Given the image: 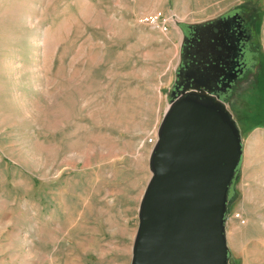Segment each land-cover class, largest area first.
Wrapping results in <instances>:
<instances>
[{"label": "rangeland", "instance_id": "rangeland-1", "mask_svg": "<svg viewBox=\"0 0 264 264\" xmlns=\"http://www.w3.org/2000/svg\"><path fill=\"white\" fill-rule=\"evenodd\" d=\"M154 13L165 31L137 22ZM232 14L246 63L220 97L241 142L227 264H264V98L252 78L264 60L254 70L246 55L262 48L264 0H0V264L130 263L179 39L189 22ZM243 175L245 208L262 218H234Z\"/></svg>", "mask_w": 264, "mask_h": 264}, {"label": "water", "instance_id": "water-1", "mask_svg": "<svg viewBox=\"0 0 264 264\" xmlns=\"http://www.w3.org/2000/svg\"><path fill=\"white\" fill-rule=\"evenodd\" d=\"M228 17L235 15L188 28L225 25ZM221 34L195 42L184 36L149 153L150 176L138 205L129 264H227L224 213L241 142L220 97L242 74L236 60L245 51L244 43ZM207 77L215 86L207 85ZM222 81L228 85L220 88Z\"/></svg>", "mask_w": 264, "mask_h": 264}, {"label": "crops", "instance_id": "crops-1", "mask_svg": "<svg viewBox=\"0 0 264 264\" xmlns=\"http://www.w3.org/2000/svg\"><path fill=\"white\" fill-rule=\"evenodd\" d=\"M217 16H213V17H207V18H204L200 21H194V22H189L187 24L191 25V24H197V23H201V22H204V21H207V20H211V19H214L216 18ZM264 25V23H263ZM184 35H181L180 39H179V43H178V55L180 56V48H181V44H182V41H183V38ZM262 48L263 50H259L258 49V53L256 52H253L251 55L252 56H249L248 52H246V55H248V58L250 59L248 61V63L250 64L251 68L252 69H259L260 67L259 66V58H260V55H262V59L264 60V39L262 40ZM262 52V53H261ZM247 58V59H248ZM179 57H178V61H177V67H178V64H179ZM250 68V67H249ZM175 72H176V68L174 69ZM174 76H173V79H172V82H174V77H175V73H173ZM254 76L252 77L254 80V86L257 88V91H259V95L262 96V98H264V68L263 69H260V72L258 73H253ZM242 75V74H241ZM240 75V76H241ZM239 76V77H240ZM238 78L234 81V83H232V86L235 85V83L237 82ZM257 85V86H256ZM159 90V88L157 89V91ZM262 92V93H261ZM232 116V115H231ZM234 121L237 122V120L234 118ZM246 179H247V175H243L239 180H238V184L234 185L233 187V190L231 192V200H232V203H234L235 200H237L239 198V201L236 202V212L237 214L239 215V217L241 219H244V220H248V219H251V218H254V219H259V218H262V215L260 214L261 212L260 211H257V210H254V209H247L245 208V205L247 202L250 201L249 199V192H248V188L252 187L251 185L248 186V185H245L246 183ZM228 193V192H227Z\"/></svg>", "mask_w": 264, "mask_h": 264}, {"label": "flooded vegetation", "instance_id": "flooded-vegetation-1", "mask_svg": "<svg viewBox=\"0 0 264 264\" xmlns=\"http://www.w3.org/2000/svg\"><path fill=\"white\" fill-rule=\"evenodd\" d=\"M224 23H225V25L221 24L220 22H215V23L210 24V25L193 27V28L189 29V33H187V39L189 42H193V41L195 42V41H197L196 39L198 36L201 37L202 39L206 40L211 35L215 36V34H216V36H221L222 35L221 33H224L223 36L225 38L232 37V39L235 41V44L237 42H238L237 45H242V43H244L243 44V47H244L246 37L244 35V31L241 27V24L239 23V18L237 16H235V18L228 17ZM238 39H239V41H238ZM241 40L244 42H242ZM244 55H245V53H243V56ZM245 63H246L245 60H242V73L245 69L244 68ZM207 78H209V77H207ZM208 80H209L208 82L206 81L208 86H215L213 81H212V78H209ZM230 84H232V83L230 82ZM225 85H228L226 83V81H222L219 83L220 88L224 87ZM227 91H228V89H227Z\"/></svg>", "mask_w": 264, "mask_h": 264}, {"label": "built area", "instance_id": "built-area-1", "mask_svg": "<svg viewBox=\"0 0 264 264\" xmlns=\"http://www.w3.org/2000/svg\"><path fill=\"white\" fill-rule=\"evenodd\" d=\"M168 18L166 16L161 15L160 13H154L150 14L148 16L140 17L137 19V22L146 23L148 25H151L152 27L159 29L161 31L166 30V22ZM151 142H154L155 139ZM234 218H240L238 214L234 215Z\"/></svg>", "mask_w": 264, "mask_h": 264}, {"label": "trees", "instance_id": "trees-1", "mask_svg": "<svg viewBox=\"0 0 264 264\" xmlns=\"http://www.w3.org/2000/svg\"><path fill=\"white\" fill-rule=\"evenodd\" d=\"M191 28H192V27H191ZM191 28H190V29H191ZM239 55H240V54H239ZM242 60H243V58H242L241 55L239 56V59L236 60V62L239 64L240 67H241V65H242Z\"/></svg>", "mask_w": 264, "mask_h": 264}]
</instances>
